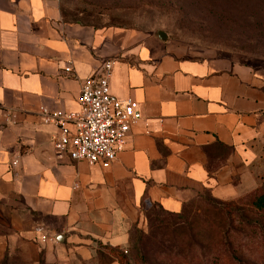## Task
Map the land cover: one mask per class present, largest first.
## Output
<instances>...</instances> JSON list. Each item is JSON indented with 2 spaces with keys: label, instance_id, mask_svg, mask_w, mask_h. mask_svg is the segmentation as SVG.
I'll return each instance as SVG.
<instances>
[{
  "label": "crops",
  "instance_id": "1",
  "mask_svg": "<svg viewBox=\"0 0 264 264\" xmlns=\"http://www.w3.org/2000/svg\"><path fill=\"white\" fill-rule=\"evenodd\" d=\"M106 58L110 90L136 99L140 117L110 163L89 164L56 151L37 110L77 109L80 81ZM262 162L263 66L157 30L65 19L59 0H0V255L27 246L59 264H119L98 250L124 249L141 199L171 212L199 190L231 199Z\"/></svg>",
  "mask_w": 264,
  "mask_h": 264
},
{
  "label": "rangeland",
  "instance_id": "2",
  "mask_svg": "<svg viewBox=\"0 0 264 264\" xmlns=\"http://www.w3.org/2000/svg\"><path fill=\"white\" fill-rule=\"evenodd\" d=\"M65 19L162 29L168 38L264 67V0H59ZM255 185L231 199L199 190L169 212L141 199L127 220L120 264H264V162ZM8 247L0 264H59ZM66 264H78L75 260Z\"/></svg>",
  "mask_w": 264,
  "mask_h": 264
},
{
  "label": "built area",
  "instance_id": "3",
  "mask_svg": "<svg viewBox=\"0 0 264 264\" xmlns=\"http://www.w3.org/2000/svg\"><path fill=\"white\" fill-rule=\"evenodd\" d=\"M111 68L112 60L103 59L80 81L77 109L39 106L40 120L56 127L51 143L57 152L89 164H108L123 148L130 123L140 117V110L136 99L118 97L110 90ZM69 69L63 66L65 72ZM11 162L16 163L17 157ZM34 230L41 240L49 237L42 223L35 224Z\"/></svg>",
  "mask_w": 264,
  "mask_h": 264
},
{
  "label": "trees",
  "instance_id": "4",
  "mask_svg": "<svg viewBox=\"0 0 264 264\" xmlns=\"http://www.w3.org/2000/svg\"><path fill=\"white\" fill-rule=\"evenodd\" d=\"M263 205H264V196H262L261 199L257 202V206H263ZM179 211H175L173 213H177ZM169 212H171V211H169ZM120 250L121 249H118L117 247H114V246L101 244L100 248L98 250L99 263L107 262L111 257H114V258L117 259L118 263L120 264V262H119Z\"/></svg>",
  "mask_w": 264,
  "mask_h": 264
},
{
  "label": "water",
  "instance_id": "5",
  "mask_svg": "<svg viewBox=\"0 0 264 264\" xmlns=\"http://www.w3.org/2000/svg\"><path fill=\"white\" fill-rule=\"evenodd\" d=\"M157 34L159 37L164 38L167 36V33L162 29H157Z\"/></svg>",
  "mask_w": 264,
  "mask_h": 264
}]
</instances>
